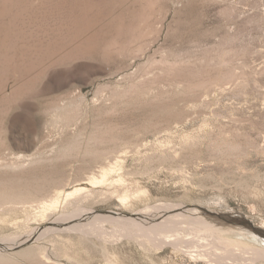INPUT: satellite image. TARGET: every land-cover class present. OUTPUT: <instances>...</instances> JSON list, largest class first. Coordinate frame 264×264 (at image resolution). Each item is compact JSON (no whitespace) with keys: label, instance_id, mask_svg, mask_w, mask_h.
I'll use <instances>...</instances> for the list:
<instances>
[{"label":"rangeland","instance_id":"obj_1","mask_svg":"<svg viewBox=\"0 0 264 264\" xmlns=\"http://www.w3.org/2000/svg\"><path fill=\"white\" fill-rule=\"evenodd\" d=\"M199 206L264 227V0H0V244L118 218L0 264H264L245 229L198 236ZM161 207L186 243L102 214Z\"/></svg>","mask_w":264,"mask_h":264},{"label":"bare ground","instance_id":"obj_2","mask_svg":"<svg viewBox=\"0 0 264 264\" xmlns=\"http://www.w3.org/2000/svg\"><path fill=\"white\" fill-rule=\"evenodd\" d=\"M115 164V163H114ZM113 168V167H111ZM104 171V170H103ZM109 171V170H108ZM108 175V174H107ZM107 178V177H106ZM94 180L96 178H93ZM104 179V178H103ZM101 179V180H103ZM105 180V179H104ZM106 181V180H105ZM95 182V181H94ZM92 182V183H94ZM84 187V186H82ZM108 187V186H107ZM85 188V187H84ZM80 188H78L79 190ZM84 191V190H83ZM87 191V190H86ZM98 191V190H97ZM77 192V190H76ZM113 192V190H112ZM80 194V193H78ZM86 194V193H85ZM77 196V195H76ZM54 200V199H53ZM47 201V200H46ZM52 201V200H51ZM50 201V202H51ZM48 202V201H47ZM53 203V202H51ZM13 205V204H12ZM33 205V204H32ZM51 206H53V204H50ZM161 205V204H160ZM168 205V204H167ZM170 205V204H169ZM185 205V204H184ZM188 205V204H187ZM10 206V205H9ZM15 206V205H14ZM47 208L48 206L45 205ZM162 206H165V205H162ZM171 206V205H170ZM11 207V206H10ZM9 207V208H10ZM40 207V206H39ZM155 207V206H153ZM159 207V206H158ZM157 207V208H158ZM182 207V206H181ZM180 207V208H181ZM156 208V209H157ZM163 209V207H161ZM169 207H165V209H168ZM154 209V208H153ZM160 209V208H159ZM177 209L179 208H173V209H168L169 211L167 210H161L162 212L159 213V214H155L156 216L153 217L152 219H156L158 220L157 222H152V221H149L147 220V217L149 215H151L150 211L148 210H142L140 212H137L136 215H138L137 217H134L132 218H124L122 221H120L119 224H122L123 226L125 225H129V224H132V225H137L135 226L136 228V231L138 230L139 233L151 238V239H161L160 237L162 236H175V242L176 244H181L183 242L186 243V241L183 239V240H177L178 238L181 237L182 235V232L184 231L183 228L181 227V222L180 220H178L176 218V216H178L177 214ZM150 210V209H149ZM155 210V209H154ZM158 211V210H157ZM160 211V210H159ZM194 211H197L201 214V219L200 221L202 222L201 224L202 225H198L196 226V229H198V231H200L199 234H197L198 236H201L202 234H206L207 236H209V232L208 230L210 231H215L217 230L219 227H221L220 225H222V222H219L220 220L219 219H215V218H212L210 216H207V215H204L201 211L199 210H194ZM153 212V211H152ZM156 212V211H155ZM92 212L91 211H85V210H75L74 212L71 213V215H62L61 216H58L57 218H55L56 220L54 221H51L49 223H47V225H43V227H38L36 228L33 232H31V234L25 238H20L19 240H17V238L15 239V241L17 242V244L19 245H15L13 246L12 244H9L7 245V243H1L0 244V252H1V249H4L5 247V250L6 249H9L11 247H19V246H22L23 244H26L27 242L29 243L30 241L32 240H35L36 238H38V236L41 237V235L45 234L46 231L52 229V228H56V227H62L64 225H60L61 223H67L68 220H78L79 218L81 219L82 217H85V219H88L89 221H82V222H78V223H75V224H72L71 225V228H75L76 227H82L85 232L92 230L93 228H102L104 227V225L106 224H103L102 220L106 219V220H112V219H115L118 220L117 217H111V216H108V218H104V217H107V215H92L91 214ZM171 213V214H170ZM206 214V213H205ZM80 215V216H79ZM152 216V215H151ZM93 218H96L97 220L93 219ZM182 218V217H181ZM120 219V218H119ZM69 223V222H68ZM67 223V224H68ZM108 223V222H107ZM173 223V224H172ZM208 223V224H207ZM226 223V222H225ZM103 224V225H102ZM141 224H144L141 225ZM112 225V224H111ZM115 227L116 225L120 228L121 231H125V227L121 226V225H118V224H114ZM146 226L150 227V229L148 231H146ZM183 226V225H182ZM204 226V227H203ZM66 228V227H65ZM131 228L132 230L134 229V227H129ZM81 229V228H80ZM128 229V227H127ZM130 229V231H131ZM102 230V229H101ZM95 231V230H94ZM93 231V232H94ZM117 231V230H116ZM99 232V231H98ZM109 233V232H108ZM123 233V232H122ZM131 233V232H130ZM157 234H159L160 236H158ZM204 234V235H205ZM23 236V235H22ZM178 237V238H177ZM12 238V237H11ZM209 239V238H208ZM9 240V238H8ZM14 240V238H13ZM12 240V241H13ZM155 243V242H154ZM191 243V242H190ZM2 244H5L4 246H2ZM159 245V244H158ZM192 245V244H191ZM184 246V244H183ZM23 248V247H22ZM21 249V248H20ZM13 251V250H12ZM255 252V258L252 259L253 262L255 261H260V260H263L264 259V248L260 249V250H254ZM5 253V252H4ZM4 253H1V254H4ZM3 258V256H1ZM1 258V259H2ZM223 258H226L225 256ZM217 261L219 264H231L230 262H225L223 261L220 257H216ZM221 259V260H220Z\"/></svg>","mask_w":264,"mask_h":264},{"label":"water","instance_id":"obj_3","mask_svg":"<svg viewBox=\"0 0 264 264\" xmlns=\"http://www.w3.org/2000/svg\"><path fill=\"white\" fill-rule=\"evenodd\" d=\"M199 210L203 213H206L208 216L219 219L220 221H224L229 225H235L237 227H240L242 229L247 230L248 232L262 237L264 239V227H260L252 223L250 220H248L246 217H244L240 213H227V212H214L212 210H209L204 207H193V210ZM102 214H110L113 216H131V217H137L136 214H126L124 212H116L112 210L103 211ZM4 246V245H2Z\"/></svg>","mask_w":264,"mask_h":264}]
</instances>
